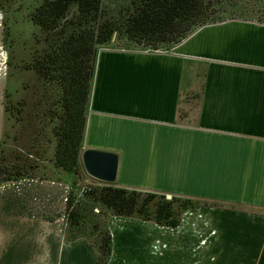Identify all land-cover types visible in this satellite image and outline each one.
<instances>
[{
	"label": "crops",
	"instance_id": "0c3cea01",
	"mask_svg": "<svg viewBox=\"0 0 264 264\" xmlns=\"http://www.w3.org/2000/svg\"><path fill=\"white\" fill-rule=\"evenodd\" d=\"M7 60L0 44V78ZM88 148L118 154L116 188L195 203L176 227L109 217L107 264H264V23L99 49ZM69 191L70 177L0 184V264H98L87 239H64Z\"/></svg>",
	"mask_w": 264,
	"mask_h": 264
},
{
	"label": "trees",
	"instance_id": "16d2710c",
	"mask_svg": "<svg viewBox=\"0 0 264 264\" xmlns=\"http://www.w3.org/2000/svg\"><path fill=\"white\" fill-rule=\"evenodd\" d=\"M230 19L264 23V5L256 0H39L30 20L41 37L27 57L18 58L12 47L7 68L17 69L20 59L22 70L36 76L33 85L34 100L15 109L4 96V128L0 144V184L36 177L42 162V151L33 143L30 154L7 150L9 122L19 115L21 122L17 138L32 136L31 140L47 146L52 144L50 162L70 177L64 233L68 241L87 239L98 253V264H107L111 255L112 237L107 220L112 216L154 221L160 226L176 227L180 213L195 203L190 200L116 187H86L72 194L79 183L80 154L83 146L91 93L95 58L98 50L123 41L141 50H168L198 28ZM258 19V20H256ZM37 43V44H36ZM15 53V54H14ZM12 57V58H11ZM11 76V75H10ZM9 77V75H8ZM37 86V87H36ZM23 122V123H22ZM44 135L47 137L44 138ZM52 142H51V137ZM17 142V143H18ZM28 151V149H27ZM48 156V155H47ZM46 160L48 159L45 158ZM174 202L180 207L175 210ZM104 214L99 232V243H93L91 234L80 227L86 212L90 221L99 219L92 207ZM91 209V212H90ZM90 212V213H88ZM81 217V221H80ZM101 218V217H100ZM84 221H82L83 223ZM98 224V223H97ZM81 228V229H80ZM97 228V225L94 229ZM93 234V233H92Z\"/></svg>",
	"mask_w": 264,
	"mask_h": 264
},
{
	"label": "rangeland",
	"instance_id": "374dc122",
	"mask_svg": "<svg viewBox=\"0 0 264 264\" xmlns=\"http://www.w3.org/2000/svg\"><path fill=\"white\" fill-rule=\"evenodd\" d=\"M258 4L263 2L264 5V0H256V3ZM39 4V0H0V44L4 45V35L8 33V37L6 38L5 41V47L7 49H10L12 47L14 51H16V56L18 58H25L35 47V42H37V39H40L41 34L40 31L33 25V23L30 20V15L34 11L35 7ZM258 20V19H256ZM37 44V43H36ZM110 46H104L101 47L100 49H108ZM112 47L118 48V49H126V43L123 41H120L117 44L112 45ZM129 48H136L133 47V45H130ZM5 50V49H4ZM99 51V50H98ZM15 54V53H14ZM8 56H10V53L8 52ZM12 58V57H11ZM28 58V57H27ZM27 62H30V58L27 59ZM17 69L16 70H10L6 68L7 70H4L5 75H1L2 78H0V144L3 141V128H4V123H5V118H4V96L5 93L9 95L10 98H8L9 101L13 103V106L15 109L19 108V105L25 104L30 102L32 99L34 100L36 96V89L33 85L36 84V76L32 75L31 72H26L25 70H22V63L21 60H17ZM9 75V77H8ZM11 75V76H10ZM37 85V84H36ZM37 87V86H36ZM34 90L36 93L34 94ZM19 115L15 114V118H13L9 122V126H11V135L9 140L7 141L6 145L4 147H7L8 149H11L12 151L20 152L22 148L27 149L23 150L25 154H30L29 146L31 143H33L38 149H40L42 153V157L40 160V169L38 170V174H36V177L39 178H45L50 181H59L63 180L65 177H72V179H77L76 175L73 174H65L64 172L59 171L56 169L53 165L52 162H50L51 154L52 153H46L47 150L49 149L50 151L52 150V144L50 146L45 145L44 143L37 141V138L34 140L32 139V136L24 135L22 138L18 137V141H13L17 138V134L20 130L21 122L18 120ZM23 123V122H22ZM51 137V142L53 141L52 138L53 136L48 135ZM47 137L44 135V138ZM18 142V143H17ZM1 149V146H0ZM83 151V150H82ZM48 155V156H47ZM48 159L46 160L45 158ZM80 181L79 183L75 186V190H73L72 194H76L79 190H82L83 188L85 189L86 187H91V188H102V187H115V184L113 185H107L104 183H101L99 181H96L89 177L83 170L81 163H80ZM150 193V192H147ZM176 198V197H172ZM171 198V199H172ZM167 199V200H171ZM173 207L175 210H177L180 207L179 202H174ZM92 210H94L93 213L96 215H99V219L97 220H92L90 221L88 217H86V212H80V214L83 216L84 214V221L82 223L81 217H80V227L83 228L86 233H90V239L92 242L95 244L99 243V240L101 239L102 235L99 232V228H102V225L104 223V213L99 211V209L95 206L92 207ZM91 212V209H90ZM88 212V213H90ZM98 223V224H97ZM97 225V228L94 229V227ZM80 228V229H81ZM93 233V234H92ZM64 239L68 240V234L64 233Z\"/></svg>",
	"mask_w": 264,
	"mask_h": 264
},
{
	"label": "water",
	"instance_id": "95a60500",
	"mask_svg": "<svg viewBox=\"0 0 264 264\" xmlns=\"http://www.w3.org/2000/svg\"><path fill=\"white\" fill-rule=\"evenodd\" d=\"M80 163L84 172L92 179L107 185L116 182L119 156L115 152L84 149L80 154ZM166 199H171V195H165Z\"/></svg>",
	"mask_w": 264,
	"mask_h": 264
}]
</instances>
